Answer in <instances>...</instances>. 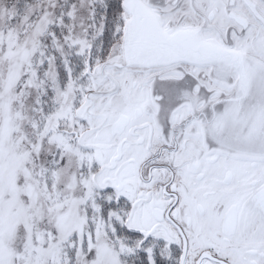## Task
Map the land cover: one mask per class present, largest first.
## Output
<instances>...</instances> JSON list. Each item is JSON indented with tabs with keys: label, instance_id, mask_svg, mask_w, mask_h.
<instances>
[{
	"label": "snow or ice",
	"instance_id": "6c2138e0",
	"mask_svg": "<svg viewBox=\"0 0 264 264\" xmlns=\"http://www.w3.org/2000/svg\"><path fill=\"white\" fill-rule=\"evenodd\" d=\"M0 264H264V0H0Z\"/></svg>",
	"mask_w": 264,
	"mask_h": 264
}]
</instances>
